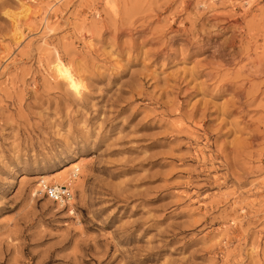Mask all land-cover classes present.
<instances>
[{"label":"rangeland","instance_id":"374dc122","mask_svg":"<svg viewBox=\"0 0 264 264\" xmlns=\"http://www.w3.org/2000/svg\"><path fill=\"white\" fill-rule=\"evenodd\" d=\"M0 264H264V0H0Z\"/></svg>","mask_w":264,"mask_h":264},{"label":"built area","instance_id":"2783aa9c","mask_svg":"<svg viewBox=\"0 0 264 264\" xmlns=\"http://www.w3.org/2000/svg\"><path fill=\"white\" fill-rule=\"evenodd\" d=\"M38 191L43 195L47 196L54 203L62 208H70L71 202L74 199V192L71 183L68 184H58V183H48L42 182L39 183ZM70 211V210H69Z\"/></svg>","mask_w":264,"mask_h":264},{"label":"bare ground","instance_id":"6f19581e","mask_svg":"<svg viewBox=\"0 0 264 264\" xmlns=\"http://www.w3.org/2000/svg\"><path fill=\"white\" fill-rule=\"evenodd\" d=\"M26 14V13H25ZM12 25H13V29L18 32V37L22 38L24 33H23V29H22V25L20 24L19 20H16V18L12 21ZM74 168L71 171V174L69 175L68 179H67V183H58V184H68L71 183L72 185V181L79 175L80 173V167L77 166L76 164L73 165ZM49 177H47L46 175H42L39 177V180H42V182H50V180L48 179ZM57 183V182H55ZM39 185V184H38ZM38 190V189H37ZM73 204V202H71V205ZM70 212L73 213L74 210H72V207L70 206L69 208Z\"/></svg>","mask_w":264,"mask_h":264}]
</instances>
